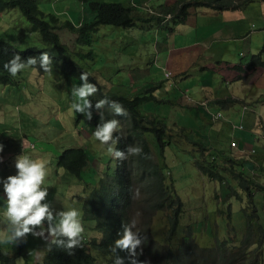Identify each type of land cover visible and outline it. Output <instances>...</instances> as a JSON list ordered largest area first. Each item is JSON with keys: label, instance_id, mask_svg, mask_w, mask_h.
I'll return each instance as SVG.
<instances>
[{"label": "clouds", "instance_id": "obj_1", "mask_svg": "<svg viewBox=\"0 0 264 264\" xmlns=\"http://www.w3.org/2000/svg\"><path fill=\"white\" fill-rule=\"evenodd\" d=\"M29 1L33 12L29 14L24 4V10L22 9L20 17L17 19L18 21L15 22L14 16L11 14L18 9H7L4 5V0H0V90L7 94L9 88L13 87L23 74H26L29 80H36L40 87L41 85L47 84V77H54L57 72L64 73L63 78L58 77L55 80L60 90L68 94L66 106L62 110L64 116H60L61 120H57V127L62 131L61 136L57 140H65L63 131L66 125L64 122L67 121L71 115L78 116L80 119L83 118L82 122L84 127H86L84 122L90 124L87 128L90 131L92 130V138L95 143L100 147H107V150L104 149L103 151H105L109 157L110 166H107L106 163L99 166L96 159L92 158L91 161L89 160L86 168L92 163V167H96L100 170L98 171V174L100 172V176L97 174V183L100 178L104 177L106 170L109 172L121 173L122 176H116L114 178V182L120 191V194L116 197L119 209V220L112 226H108L110 222H106V225L98 222L92 226L93 229L88 227L89 232L96 234V236L89 238L87 227H83L80 213L76 208L57 211L50 202H46L49 196V191L46 188H51L53 184L51 180L45 179L48 174L47 162L43 159H32L33 155L27 152V150L31 152L36 151L39 147L37 144L38 141L35 138H30L27 140V142L30 143L28 146L25 145V139L27 137L21 141L18 140L13 142L14 138L19 137L13 134L15 129L13 123H18V118H24L25 121H27L29 116L34 113L33 108H31V100L27 96V88H23L25 93L22 89L19 90L21 93L19 100H17V96H14L15 89H12L10 91L12 94L11 99L7 101L9 108L4 111V113L0 112V114H3L7 119L5 122H0V155L8 157L5 159L17 157L15 159V165L8 164L6 166L7 168L8 166L13 167V170L8 168L6 170L4 169L5 171H0V243L19 245L26 242L27 237L31 235L38 240L37 246L44 247L45 250H33L29 252V255L35 257L37 260L43 256V264H45L48 261L45 262L46 252H48L49 255L48 259H55L58 257L61 248L66 250L69 254H74L73 251L75 249L82 247V245L84 246V244H82V234L84 235V242L86 237L91 247H93L94 244L100 243V241L106 237V242L112 244L109 246L108 251L113 257V264H151V262L145 258V254H143V247L147 242V236L142 235V233L137 230V221L132 218V207L137 204H133L129 207L130 197L136 200L140 198L141 193L139 187L130 188L127 162L130 160V157L150 159V156L144 153V147L149 149L152 158L158 162L160 161L158 153L161 152V149L163 150V154L160 155L165 156L168 152V148L171 149L174 143L179 146L182 145V143L178 144L177 141L187 140V145L194 148L196 145H200L199 143L195 144L193 142V137H189L187 129L181 124V118L177 116V114H179V112H177L179 107L186 102L195 103V107L191 108V115L200 123H202L201 120L203 121L200 111L204 108L205 110L202 112L204 113V117H206L207 120H212L216 125V130L214 131H217L218 128L223 127V125L230 124L232 119L230 117L229 122L225 124H223L221 120L223 119V114H225V108L229 106L233 107L237 100L232 98H218L222 101H229L225 102V105L222 106L216 102L218 99L214 100L211 98L213 94L207 95L200 92V95L196 98L188 97L190 90L187 87L181 88L179 80L185 79V77H182L183 74L189 76V73L198 65H201V71H205L206 62L203 61L192 66L187 72L179 71L178 73H173L164 66L163 61L162 69L164 70L165 77L169 80H173L170 82V87L173 86L177 94L176 98H179V103L175 101L173 103L169 102L172 106V111L168 113L167 116L143 112L141 109L143 102H140L138 98L134 103H131L126 97H114L113 100L107 97L103 99L101 90L102 82L97 80V77L93 75L92 72H79L80 69L77 68V65L71 59L72 53L78 55L80 54L78 51H82L83 47L91 45V37L94 31L100 26H93L89 24L88 20L79 22V24L73 21L71 22L70 19L62 20L59 14L40 9L39 3L43 0ZM158 1L159 0H127L126 3H112L110 0H80L81 4L86 6L87 10H89V5L92 2L100 4L107 3L115 6L119 13L123 15L126 13L130 15L149 16L151 17L149 21L145 23H136L134 28H140L142 30L164 28L166 32L172 33L176 32V27L186 24L188 16L196 14V10L201 9L189 7L185 20L181 21V18L177 16L174 17L172 14H166L169 8L179 5L177 4L179 0H175V2H173V0ZM191 10H195V12H191ZM216 13L220 12L216 11ZM37 18L42 20V25L35 28L33 21L37 20ZM62 32L68 34L66 37L69 35L74 37V44L65 42L61 34ZM158 45L154 44V48L157 51V55L153 60L155 67H158L157 65L160 64V62H158V55H163ZM215 46H217V44ZM263 47L264 45L262 48ZM240 53L242 57L243 53L241 51ZM257 55H261L260 51ZM257 55H252L251 60L247 64H245L246 62L239 61L238 66H241L245 70L244 73L240 71L239 73L245 74L244 77L251 78V76L257 72L256 70L264 69L257 68L252 72H247V66L253 61L254 56ZM262 60L264 61V54L262 55ZM165 70L169 71L172 77L168 76ZM67 71H69V76L71 78H68ZM149 73L151 74V71H149ZM175 74L179 75L178 79L175 78ZM179 77L182 78L179 79ZM3 84L4 86H2ZM149 86L153 87V84ZM141 87L144 88V86ZM197 87L199 89V86ZM186 90L187 92H185ZM149 91H151V93H148V96L153 94L154 97L159 100L156 94H161L163 90L158 88L156 90L157 93H155L153 88H151ZM164 91H167V88H165ZM97 93L99 94L97 95ZM148 96L145 97V101ZM205 100H207L206 104ZM258 100L260 102L264 101V93L262 91ZM252 103L253 102H248L245 104L251 105ZM14 106L17 113L13 110ZM244 106V104L241 106L242 109ZM251 108L253 107H250L249 110L254 109ZM236 124L238 125V132L243 131L244 133L247 131V135L249 137L252 136L253 131H248L244 126V124L247 123L237 122ZM247 125L252 126V124ZM169 126L172 127L173 130L172 135L167 132L168 129H170ZM256 126H258V133L256 134L262 137L264 121ZM210 130L214 132L211 129V123ZM163 131L164 133L162 134ZM28 133H30V131H28ZM53 133L56 134L57 132L54 131ZM137 133L140 134V139H133L132 142H130L129 137H135ZM232 136L233 138H230V147H227L224 151L218 152L219 156L222 157L218 159L208 157L209 161L207 163H209L208 166L210 168V164L216 165L220 161V163L225 164L232 172V170H234L233 167L239 166L240 162L244 164L246 161L253 159L244 157L243 152H241V156L237 158L238 160H234L231 156H226L225 158L223 153L228 152L227 150H240V137L238 138L236 133ZM54 138H57V135L53 138L46 137L42 142L41 145L44 151H47V147L50 143L54 142ZM200 146L202 147L200 152L205 151V156H207L208 153L205 148L202 145ZM78 149L85 151L89 157L99 155L101 152L93 153L82 147L66 148L56 156V169L65 172V169L59 168L58 165L61 153ZM208 151L209 153L213 152L211 148L208 149ZM248 152L250 155H253L256 153V150L252 148L251 145ZM43 155L44 153L39 154L38 157L45 158ZM52 155H54V153H52ZM2 156H0V163H3ZM154 156H156V158ZM198 166L200 174L203 175L200 165ZM65 173L70 174L68 172ZM57 175H59L58 172ZM133 176L136 177L134 171ZM165 176L167 179L168 174H165ZM204 177L209 179L207 176ZM168 182L169 184H167L171 185L174 193H176L173 185L174 180L170 178ZM89 184L87 188L89 192L88 198L86 199L85 216L88 215V217L96 218L100 212L97 206L89 203L91 195L94 193V190L89 188ZM241 192H238L239 197L234 194L233 197L241 201ZM230 196L231 195L227 196L228 199ZM55 197H57V195H55ZM137 206L141 207V205ZM127 210L128 217H126ZM167 218L169 217L167 216ZM101 225H104L101 229L103 237L98 230ZM166 237H163V239ZM119 252L124 253L126 257L122 258ZM159 260L163 261V258H152L153 264H158ZM171 261H173V259ZM16 264H25V261L23 258H20L17 260Z\"/></svg>", "mask_w": 264, "mask_h": 264}, {"label": "rangeland", "instance_id": "obj_2", "mask_svg": "<svg viewBox=\"0 0 264 264\" xmlns=\"http://www.w3.org/2000/svg\"><path fill=\"white\" fill-rule=\"evenodd\" d=\"M126 1L127 0H110L112 3H126ZM173 2H175V0H173ZM39 6L40 9L44 11L59 14L62 20L70 19L71 22L73 21L76 24L87 21L91 18V15L88 12L89 10L86 9V6L81 4L80 0H43L39 3ZM249 13L255 18L258 17V12L250 11ZM11 15L14 16V21L17 22L18 17H20V11L15 10ZM193 19L194 15H190L188 16L187 21ZM230 25H234V23H221L220 13H216L210 15V20L206 26L211 27L213 30L211 32L216 31V28L222 26L220 31L224 37L234 38L235 36L228 32V27ZM225 27L227 28L225 29ZM233 30H237L238 33H241L242 29L237 28L236 24V27ZM190 32V28L187 26L176 27V34L189 35ZM61 34L65 39V42L74 44V37L70 35L66 37V35H68L66 32H62ZM185 42L186 41L183 40V43ZM248 42H252V40H249ZM154 44H159L158 47L160 50L167 47L166 52H169L174 48L171 34H169V32L167 33L164 28L142 30L140 28L124 29L115 26H100L94 31L91 37V45L83 47L82 51H78L80 53L78 55L72 53L71 59L77 65V68L80 69L79 72H92L93 75L97 77V80L102 82L101 90L103 99L107 97L108 99L113 100L114 97H126L131 103H134L138 98L140 102H143L141 106L143 112L150 110L152 113L167 116L168 113H171L172 111V106L169 102L173 103L175 99L179 100V98H175L176 91L173 89V86L170 87V82L173 80H169L165 77L164 70L162 69L163 61L164 66L168 69L172 68L176 73H178L180 69L177 61L175 64L166 62L167 57H165L164 54L160 56L158 55V62H160V64L157 65L158 67H155L153 60L157 55V51L154 48ZM207 44L211 47H215L216 45V43L213 44V42H207ZM219 45L220 44H217V46ZM221 45L225 44L222 43ZM251 47L252 43L251 45L245 43L242 50L237 49L236 52H234L233 58L238 61L249 62L252 55H257L259 51L261 55L264 54V47L262 48V45L254 47L253 49ZM240 51L243 53L242 57ZM214 56H216V54ZM220 58L221 57H218L217 60ZM222 58L224 59V57ZM228 65L229 64L223 63L224 71L231 70L228 69ZM200 68L201 65H198L189 73V76L183 74L182 77H185V79L179 80L181 88L187 87L190 90L188 97L196 98L200 95V92L211 95L221 88L225 91L226 89H229L234 92L235 95L239 94V90L241 91V85L238 89H235L231 85H228L226 81H223L222 78L215 77L210 79V72L207 70L205 72L203 70L201 71ZM149 71H151V74ZM165 73L172 77L169 71L165 70ZM67 76L68 78H71L69 76V71H67ZM178 76V74H175L176 79H178ZM260 76L261 75L257 74V77ZM58 77L63 78L64 73L57 72L54 77H47V84L39 87L36 80H29L28 76L23 74L19 81H17L13 87L9 88L7 94L0 90L1 109L3 110L0 109V112L4 113V111L9 108L7 101L11 99L12 94L10 91L12 89H15L14 96H17V100H19V96L21 95L19 90L22 89L25 93L23 88H27L26 93L31 100V108H33L34 113L29 116L27 121H25L24 118H18V123H13V127H15L13 134L19 136L18 138H14L13 142L18 140L21 141L27 137L25 139V145L28 146L30 143L27 142V140L30 138H35L38 141V149L34 152L27 150V152L33 155L32 159H43L47 162L48 174L45 179L51 180L53 184L51 188H46L49 191V196L47 197L46 202H50L57 211L76 208L80 213L83 227H87L88 231V227L91 229H93V227L86 221L88 215L85 216L86 199L88 198L89 192L87 191V188L89 183H97L98 169L92 167L93 165L91 163L88 168H85L83 179H79L71 174L65 173L63 170H57L56 156L66 148L82 147L93 153H99L101 151L99 155L89 157L90 161L92 158H95L96 162L99 163V166L102 164L104 165L105 163L107 166H110V162L107 153L103 151L104 149L107 150V147H100L95 143L92 138V130L90 131L87 127L83 126V118H81V120L78 116L71 115V117L67 119L68 122H64L66 125L63 131L65 140H57L62 132L61 129L57 127V120L61 118L60 116H64L62 110L65 108L68 98V94L63 93L55 82ZM182 77H179V79ZM150 84H153V87L149 86ZM2 86H4V84ZM141 86H144V88ZM197 86H199V89L195 92ZM164 87L167 88V91H164ZM151 88H153L155 93H157L156 90L158 88L163 90L161 94H156L159 100H162V103L158 104V106L153 105L149 107V101H145V97L148 96L147 94L151 93V91H149ZM185 92H187V90ZM98 94L99 93H97V95ZM206 103L207 100H205V104ZM194 107L195 103L186 102L184 105L180 106L177 111L179 114L185 116L181 117V124L187 129L189 137H193V142L195 144L200 142L196 134H205L204 132L208 131V133L211 134V142H209V144L213 152L217 153L224 151L227 147L229 148L230 136L235 135L238 131V125L235 123L234 119L236 114L244 112L242 107L236 104L233 105V108L229 106V109L237 111L230 114L232 117L230 124L223 125V127L218 128L217 131H214L216 130V125L212 120H207V118L204 117V113H202L205 110L204 108L200 111L203 119V121L201 120L202 123L191 115V108ZM13 110L17 113L15 106L13 107ZM262 111L264 112V109ZM6 120L7 119L4 115L0 114V122H5ZM210 123L211 129L214 132H211L210 130ZM259 123L260 122H256L252 126L244 124V126L248 131H253L251 136L252 148L256 147L255 144H259V152L263 153H254L253 159L251 160L258 162V169L253 175L255 183L257 182L264 187V148H262V146H264V136L261 137L256 134L258 133V126L256 125ZM28 131H30V133H28ZM54 131L57 133L54 134ZM167 132L172 135V127H170ZM241 134H243V131L238 132V138ZM55 135H57V138H54V142L50 143L47 147V151H44L41 145L42 142L46 137L53 138ZM177 142L178 144L182 143V147L174 143V145L171 146V149L168 148V152L165 155V161L168 166L166 172V174H168L167 183L169 184L168 180H170V178L174 180L173 185L176 190V193H174V199L179 200L178 204L183 203L185 229L183 230L184 234H179L178 236L181 238L189 236V243L192 244V246L196 245L204 248H210L217 240L223 241L228 237V233H233L239 241H241L243 237L248 236L249 241H251V246L248 249V252L255 251L253 259H257L262 253L264 254V200H262L264 199V195L261 199L263 202L259 201V196L262 195L260 188H257L254 192L256 199V204L254 205L250 203L251 199L248 198V191L246 190H242L240 193L241 201L231 195L229 199H227V202L222 203V200L221 202H218L216 198H220L222 191L224 190L223 188H226L227 185H223L219 181L207 179L200 174L197 162L209 161L208 156H205V151L200 152L202 149L200 145H196L195 148L197 150L194 147H189L187 145V140ZM205 150L208 153V149L205 148ZM43 153L45 158L38 157L39 154ZM52 153H54V155H52ZM16 157L5 159V161L9 163V165H15ZM154 157L156 158V156ZM249 167L252 169L251 165H249ZM239 168L240 165L233 167L234 170H239ZM57 172L59 175H57ZM229 178V185L230 188H232L235 186V181L231 175ZM251 186L253 185L251 184ZM42 187L44 188L43 185ZM55 195H57V197H55ZM243 210L249 215L254 214L251 220L253 227L250 228L252 230H250V232L247 231L249 228L248 218ZM132 218L137 221V230H139L142 235L147 236V242L143 247V254H145V258L153 264L152 257L147 251L154 250L157 244L155 242L151 244L147 230L149 227L151 228L153 239L156 240L160 246L161 239L166 237L170 232L168 228V218L163 212L157 213L153 216L144 205L141 207L133 205ZM192 226H194L193 230H191ZM88 235L89 238L96 236L95 233L89 231ZM37 243L38 240L29 235L26 242L15 245L14 249L10 247L9 253L16 251L20 246L22 247L24 256H30L29 252L36 250ZM238 244L239 242L232 243V245ZM40 259H35L34 262H38ZM177 259H181V256H177ZM162 262L163 261L159 260L158 264H162ZM98 264H107V259L98 260ZM250 264H254L253 261L250 262Z\"/></svg>", "mask_w": 264, "mask_h": 264}, {"label": "trees", "instance_id": "obj_3", "mask_svg": "<svg viewBox=\"0 0 264 264\" xmlns=\"http://www.w3.org/2000/svg\"><path fill=\"white\" fill-rule=\"evenodd\" d=\"M262 1L264 0H179L177 1V4L179 5L169 8L166 14H172L174 17L177 16L181 18V21H184L188 14L189 7L206 8L217 12H224L242 10L248 4ZM24 4L29 11V14L32 13L33 9L30 7L31 3L29 0H4V5L7 9H18L20 12L22 9L24 10ZM88 12L91 15V18L88 20L89 24L96 27L108 25L131 29L135 27L136 23H145L151 19L149 16L130 15L126 13L123 15L119 13L115 6L107 3L100 4L92 2L89 5ZM33 25L35 28L41 26L42 20L37 18V20L33 21ZM235 68L240 72H245L241 66H236ZM257 68H264L262 55L254 56L253 61L247 66L246 70L247 72H252ZM176 96L177 94L175 95V98ZM147 100H149V107L153 105L158 106V104L162 103V100H157L153 94L148 96ZM216 102L224 106L225 102L229 101L218 99ZM151 113L150 110L147 111V114ZM84 125L86 127L90 126L87 122H84ZM163 133L164 131L162 134ZM204 133L205 134H196L200 141L199 144L204 148L210 149L211 146L209 142H211V135H209L208 131H205ZM133 139L139 140L140 134L137 133L135 137H129L130 142H132ZM250 148L251 146H249L248 149ZM255 150L258 152L259 148H255ZM143 151L150 156V159H144L143 157H130V160L127 162L130 188L139 187L141 193L140 198L136 200H133L130 197L129 207L133 204L144 205L153 216L157 213L163 212L169 217L168 228L170 232L166 238L160 241V246L157 241L153 239L151 228L149 227L147 230L151 244H153V242L157 244L154 250L147 251L152 258H163V264H250L252 261L254 264H264L263 253L260 254L257 259H253L255 251L248 252V249L251 246V241H249L248 236L243 237V239L239 241L233 233H228V237L223 241L217 240L210 248L205 247L206 249L196 245L192 246V244L189 243V236L186 238L179 237V234H184L183 230L185 229L183 206L182 204H178V199H174L173 187L167 184L165 174L168 167L166 165L165 156L160 155L163 154V150L161 149V152L158 153V158L160 160L158 162L152 158L147 147H144ZM227 151L230 154L231 150ZM258 153L263 154L262 152ZM223 154L226 155V153ZM207 156L215 159L222 157L219 156L218 152H210ZM250 156L251 155H248V157ZM5 158L8 157H3V163H0V171L8 168L13 170L14 168L11 166H8V168L6 167L9 163L6 161L4 162ZM88 163L89 155L80 149L68 150L61 153L58 161L59 168H64L65 172H68L79 179H83V172ZM197 164L200 165L201 172L204 176H207L210 180L220 181L227 185L226 188H223L224 190L222 191L220 198H216L218 202H221L222 200V203H225L227 202L228 195L234 194L239 197L238 192L246 190L248 191V198L251 199L250 203L254 205L256 204L254 192L257 188H260L262 191V195L259 196V201L263 202L264 187L257 182L255 183L253 177L258 169V162L252 160L246 161L244 164H241L240 162L239 170H232V172L225 166V164L220 163V161L216 165L210 164L211 168L208 166L209 163L207 162L198 161ZM249 165L252 166V169ZM133 171L136 177L133 176ZM98 175L100 176V172ZM230 175L235 181V186L232 188H230L229 185ZM116 176L122 175L118 172H109L106 170L104 177L100 178L98 183L94 185L89 184V188L94 190L89 203L97 206V209L100 212L96 218L88 217L87 221L91 226L98 222L102 224L110 222L108 226H112L119 220V209L116 197L120 194V191L114 182ZM251 184L253 186H251ZM243 211L247 215L249 226L247 231L250 232V228L253 227L251 220L254 214L249 215L245 210ZM126 217H128V210ZM103 226L104 225H101L98 229L101 232L102 237L103 232L101 229ZM193 228L194 226L191 227V230H193ZM237 242H239L238 245H232V243ZM82 244H84V246L82 245V247L75 249L73 251L74 254H69L66 250L61 248L58 257L55 259H48L49 255L48 252H46L45 262L48 261L45 264H98V260L103 259H107V264H113V257L108 251L109 246L112 244L106 242V237H104L100 243L94 244L93 247H91L86 237L84 242V235L82 234ZM10 247L14 249L15 245L0 243V264H16L17 260L20 258L24 259L25 264L44 263L43 256L40 261L34 262L36 258L24 256L20 246L16 251L9 253ZM36 250H45V248L37 246ZM119 255L122 258L126 257V255L121 252H119ZM177 256H181V259H177ZM172 259L173 261H171Z\"/></svg>", "mask_w": 264, "mask_h": 264}, {"label": "crops", "instance_id": "obj_4", "mask_svg": "<svg viewBox=\"0 0 264 264\" xmlns=\"http://www.w3.org/2000/svg\"><path fill=\"white\" fill-rule=\"evenodd\" d=\"M196 11L197 13L194 14L193 20L187 21L184 25H180L190 28L191 32L189 35L169 32V34H171L172 43H174V48L169 52H166L167 47L161 49V52L165 57H167L166 61L172 64H175L177 61L180 72H187L192 66L197 65L200 59L201 61L206 62L205 71L207 70L210 72V79L215 77L222 78L223 81H226L228 85H231L235 89H238L240 85L242 88L241 91L239 90L238 95H235V93L230 91L229 89H226V91L224 89H220L215 94H213L211 98H213L214 100L218 98H232L237 100L236 105L242 106L244 104V112L236 114L235 116L234 120L236 123L239 121L240 123L254 125L256 122L264 121V112L262 111L264 109V101L260 102L258 100L261 91L264 93V69L256 70L257 72H255L251 76V78L244 77L245 74L239 73V70L235 68V66L239 65V61L233 58L234 52H236L237 49L242 50L245 43L250 45L252 43V49L254 47L264 45V2L248 4L243 8V11L239 10L235 12H220L221 23H234V25H230L228 27V32L233 34L235 36L234 38H225L220 31L222 26L216 28V31L214 32H211L213 31L211 27L206 26L208 21L210 20V15L216 14V11L208 10L205 8H201ZM250 11L258 12V17L255 18L249 13ZM191 12H195V10H191ZM236 24L237 28L242 29L241 33H238L237 30H233L235 29ZM226 28L227 27H225V29ZM183 40H185L186 42L183 43ZM249 40H252V42H248ZM207 42H213V44L216 43L220 45L211 47L209 44H207ZM222 43H224L225 45H221ZM215 54L216 56H214ZM218 57L221 58L217 60ZM222 57H224V59ZM223 63L229 64L228 69L231 70L224 71ZM247 63L248 62H246L245 64ZM170 70L175 73L172 68ZM257 74L261 76L257 77ZM197 91L198 87L195 92ZM175 102L179 103L177 99H175ZM248 102L253 103L251 105L245 104ZM250 107H253L254 109L249 110ZM225 109L226 111L225 114H223V120H221L223 124L229 122V117L232 118L230 114L237 111L229 108ZM177 116H179V118L183 117L182 114H177ZM247 134L248 132H244L240 136V150H231L230 154L226 152L225 158L226 156H231L234 160H238L237 158L241 156V152H243L244 157H248V155H250L248 152V148L249 146H251L252 142L251 137H249ZM236 136L238 137V131L236 133ZM263 136L264 130L262 137ZM230 138H233V136H230ZM255 146L256 147L254 148H258L259 144H255ZM262 148H264V146H262ZM249 158H252V155Z\"/></svg>", "mask_w": 264, "mask_h": 264}, {"label": "bare ground", "instance_id": "obj_5", "mask_svg": "<svg viewBox=\"0 0 264 264\" xmlns=\"http://www.w3.org/2000/svg\"><path fill=\"white\" fill-rule=\"evenodd\" d=\"M223 120V119H222ZM226 120V119H225ZM262 184V183H261ZM254 194V193H253ZM257 195V194H256ZM204 249H206V248H204Z\"/></svg>", "mask_w": 264, "mask_h": 264}, {"label": "built area", "instance_id": "obj_6", "mask_svg": "<svg viewBox=\"0 0 264 264\" xmlns=\"http://www.w3.org/2000/svg\"><path fill=\"white\" fill-rule=\"evenodd\" d=\"M234 145V144H233Z\"/></svg>", "mask_w": 264, "mask_h": 264}]
</instances>
